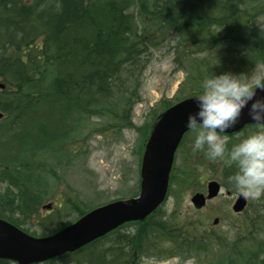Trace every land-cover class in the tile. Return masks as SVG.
I'll list each match as a JSON object with an SVG mask.
<instances>
[{
	"label": "trees",
	"instance_id": "trees-1",
	"mask_svg": "<svg viewBox=\"0 0 264 264\" xmlns=\"http://www.w3.org/2000/svg\"><path fill=\"white\" fill-rule=\"evenodd\" d=\"M149 1L137 0L140 15L147 13L138 17L144 19L138 29L126 25L130 18L113 2L106 6L101 22L92 0H0V83L4 85L0 90V158L4 160L0 163V219L19 227L21 220L36 216L40 200L29 184L31 158L39 147L45 148V138L58 133L62 140L66 132L60 129L73 116L112 115L120 100L107 89L127 65L136 63L144 46L156 47L174 34L190 46L218 48L212 60L184 61L189 67L186 76L192 81L200 78L199 67L208 69L206 77L225 71L247 76L262 64L264 32L255 21V0H151L153 7L146 9ZM245 1L249 6L244 7ZM189 85V96L176 102L196 97L200 85ZM33 120L34 135L43 140L41 144L25 141ZM42 120L46 124L39 123ZM233 171L234 166L228 167L225 178ZM191 174L188 165L181 172L172 168L169 184L188 188ZM222 185L232 190L226 182ZM89 210L77 209L76 219ZM52 226L55 230L45 236L66 225ZM251 233L248 228L247 242L231 235L189 238L158 208L143 221L126 223L43 264H141L145 258L165 261L182 256L201 259L204 264H264V238L252 241ZM0 264L11 263L0 260Z\"/></svg>",
	"mask_w": 264,
	"mask_h": 264
},
{
	"label": "rangeland",
	"instance_id": "rangeland-1",
	"mask_svg": "<svg viewBox=\"0 0 264 264\" xmlns=\"http://www.w3.org/2000/svg\"><path fill=\"white\" fill-rule=\"evenodd\" d=\"M121 1L92 0V4L100 21L105 19L106 6L113 2L114 7H120L122 14L130 18L126 25L141 28L144 19L138 17L147 15V13L140 15L141 3L137 0H127L123 5H119ZM253 3L258 11L256 24L264 32V0H255ZM249 4L245 1L244 7ZM152 7L153 3L150 0L146 9ZM172 34L173 31L169 36ZM203 47L204 49L199 45L194 47L185 44L184 39L179 40L174 34L156 47L147 49L144 46L136 56V63L130 67L127 65L119 75L118 81L107 89L109 95L113 93L120 100L119 105L112 108V115L91 112L90 115L83 117L73 116L71 113L70 118L73 117L68 126L60 129L62 133L66 132L63 134L64 137H61L62 140L57 137L58 133L56 137L45 138V148H38L31 158L33 170L27 172L30 175L29 184L36 191L40 206L36 216L21 220L22 224L18 228L33 237H43L47 231L55 230L53 223L58 226L73 222L78 217L77 209L85 211L112 201L131 198L134 194L137 196L142 154L157 117L167 106L175 104L184 96H189L186 92L192 91L190 82L201 85L206 78L208 69L199 67L200 78H195L194 81L188 79L185 71L189 70V67L186 66V62L184 64L188 59H196L200 63L206 59L212 60L211 56L215 55L218 48L209 50L205 48L207 46ZM186 51L191 52L192 56L187 55ZM211 68L216 70L217 67ZM246 77L253 82V87L257 85V81L262 82L264 80L262 64ZM97 95L98 93L94 94V101L98 98ZM123 99H127L126 103L121 102ZM88 104H91V100ZM34 122L36 121H32V130H29L25 137L28 144H34V140H39L34 135L37 134ZM39 123L46 124V121L42 120ZM255 130L256 128L252 126L237 134L226 135L227 147L231 148L234 143ZM194 135L192 130L186 134L176 151L173 164L174 172L184 171L186 165L191 172L193 171L190 185L188 188L179 189L169 184L168 195L160 205L159 211L166 220L178 224L189 238L214 239L231 235L242 236L247 242L249 228L252 231V241L263 239L264 221L259 219L264 217V204H261L264 193L255 199L246 197L247 205L243 212L234 214L231 206L239 193L222 185L229 166L221 160L207 159L203 150L192 152L188 145ZM42 141L41 139L38 142L41 144ZM2 162L4 160L0 158V163ZM210 181H216L221 185V194L208 201L203 209L194 210L190 198L196 193L205 194L206 185ZM49 204L52 205V211L45 215L41 207ZM257 213L260 218L257 217ZM42 216L45 219L42 220ZM214 219L218 220L215 225L212 223ZM252 225L256 226L254 230L251 229ZM204 263L201 259L187 256L165 261L145 258L141 262V264Z\"/></svg>",
	"mask_w": 264,
	"mask_h": 264
},
{
	"label": "water",
	"instance_id": "water-1",
	"mask_svg": "<svg viewBox=\"0 0 264 264\" xmlns=\"http://www.w3.org/2000/svg\"><path fill=\"white\" fill-rule=\"evenodd\" d=\"M262 68L264 70V48ZM260 85H264V80L256 87ZM2 89L4 85L0 83V90ZM257 91L259 93V90ZM195 110L193 97L180 101L160 115L142 155L140 190L137 197L95 208L53 235L43 238H33L0 219V260L15 264H41L73 253L126 223L140 222L149 217L166 197L175 151L183 136L191 130L185 127L186 116ZM252 125L255 126L249 121L245 109L240 122L227 129L224 135L238 133ZM220 190L219 183L210 181L206 185V194H194L190 203L195 210H201L207 201L220 194ZM246 203L245 196L239 194L231 207L232 212L241 213ZM46 208H49V205ZM217 222L218 220L214 219L212 223L215 225Z\"/></svg>",
	"mask_w": 264,
	"mask_h": 264
},
{
	"label": "clouds",
	"instance_id": "clouds-1",
	"mask_svg": "<svg viewBox=\"0 0 264 264\" xmlns=\"http://www.w3.org/2000/svg\"><path fill=\"white\" fill-rule=\"evenodd\" d=\"M257 90L264 93V85L254 89L244 73H211L195 97L196 110L185 120V127L195 133L188 145L190 150H203L207 159L234 166L225 178L226 184L252 199L264 193V95ZM245 109L256 130L228 148L224 133L240 122Z\"/></svg>",
	"mask_w": 264,
	"mask_h": 264
},
{
	"label": "flooded vegetation",
	"instance_id": "flooded-vegetation-1",
	"mask_svg": "<svg viewBox=\"0 0 264 264\" xmlns=\"http://www.w3.org/2000/svg\"><path fill=\"white\" fill-rule=\"evenodd\" d=\"M52 205H49V208H44V206L41 207V210L44 211L45 215L49 214L52 211ZM41 218H44L43 216Z\"/></svg>",
	"mask_w": 264,
	"mask_h": 264
}]
</instances>
